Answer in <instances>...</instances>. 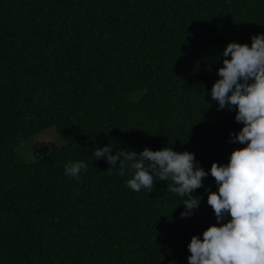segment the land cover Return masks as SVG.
<instances>
[{
  "label": "trees",
  "instance_id": "trees-1",
  "mask_svg": "<svg viewBox=\"0 0 264 264\" xmlns=\"http://www.w3.org/2000/svg\"><path fill=\"white\" fill-rule=\"evenodd\" d=\"M259 33L264 0H0V264H186L216 224L214 177L182 218L170 180L133 191L129 162L121 174L92 151L226 164L242 124L210 89L226 45ZM50 130L57 143L39 146ZM77 160L79 180L64 173Z\"/></svg>",
  "mask_w": 264,
  "mask_h": 264
},
{
  "label": "clouds",
  "instance_id": "clouds-1",
  "mask_svg": "<svg viewBox=\"0 0 264 264\" xmlns=\"http://www.w3.org/2000/svg\"><path fill=\"white\" fill-rule=\"evenodd\" d=\"M250 40V46L226 45L223 66L217 69L219 79L210 89L218 110L227 107L233 111L235 106L234 120L242 124L238 132H229V142L245 146L233 150L226 164L213 162L206 172L193 153L172 147L111 154L113 147L107 144L92 151L95 160L104 159L111 166L108 170L121 174L124 163L129 162L132 177L125 183L133 191L153 188L154 178L170 180L168 189L185 197L182 218L198 208L201 198L193 192L202 186V178L214 177L217 191H206L216 224L190 238L187 264H264V33L252 35ZM86 170L83 160L64 166L65 175L77 180Z\"/></svg>",
  "mask_w": 264,
  "mask_h": 264
},
{
  "label": "rangeland",
  "instance_id": "rangeland-1",
  "mask_svg": "<svg viewBox=\"0 0 264 264\" xmlns=\"http://www.w3.org/2000/svg\"><path fill=\"white\" fill-rule=\"evenodd\" d=\"M35 142L42 147L54 145L57 143V137L53 130L45 132L43 135L35 139ZM26 148L23 149V152Z\"/></svg>",
  "mask_w": 264,
  "mask_h": 264
},
{
  "label": "water",
  "instance_id": "water-1",
  "mask_svg": "<svg viewBox=\"0 0 264 264\" xmlns=\"http://www.w3.org/2000/svg\"><path fill=\"white\" fill-rule=\"evenodd\" d=\"M167 261H168V259L164 260V261L162 262V264H166ZM183 261H184V263L187 264V259H184Z\"/></svg>",
  "mask_w": 264,
  "mask_h": 264
}]
</instances>
